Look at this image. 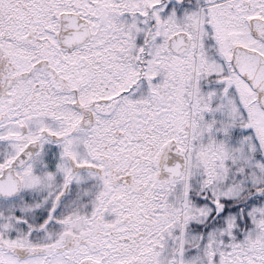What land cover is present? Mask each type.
Instances as JSON below:
<instances>
[{
    "label": "snow or ice",
    "instance_id": "6c2138e0",
    "mask_svg": "<svg viewBox=\"0 0 264 264\" xmlns=\"http://www.w3.org/2000/svg\"><path fill=\"white\" fill-rule=\"evenodd\" d=\"M0 264H264V0H0Z\"/></svg>",
    "mask_w": 264,
    "mask_h": 264
}]
</instances>
